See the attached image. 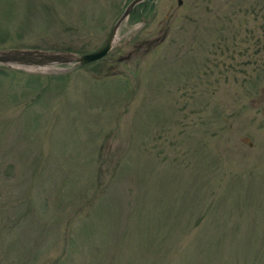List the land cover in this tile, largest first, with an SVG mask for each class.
Here are the masks:
<instances>
[{
  "label": "rangeland",
  "instance_id": "rangeland-1",
  "mask_svg": "<svg viewBox=\"0 0 264 264\" xmlns=\"http://www.w3.org/2000/svg\"><path fill=\"white\" fill-rule=\"evenodd\" d=\"M131 1L0 0V51L93 53ZM181 1L0 65V264H264V13Z\"/></svg>",
  "mask_w": 264,
  "mask_h": 264
},
{
  "label": "water",
  "instance_id": "water-1",
  "mask_svg": "<svg viewBox=\"0 0 264 264\" xmlns=\"http://www.w3.org/2000/svg\"><path fill=\"white\" fill-rule=\"evenodd\" d=\"M145 0H133L131 1L124 12L121 14L119 19L112 26L109 35L103 44V46L97 51L86 54L79 57H74L70 54H65V57L62 56H48L43 55V53L35 52H24L17 50H5L0 51V65L8 66L9 64H14L17 66L25 65L27 67H36L38 69L43 68L47 69L49 64L54 62L58 64H89L103 59L111 51L113 43L115 41V36L121 25V23L128 18L131 11L135 6L142 3ZM177 4L180 6L182 4L181 0H177ZM21 67V66H20Z\"/></svg>",
  "mask_w": 264,
  "mask_h": 264
},
{
  "label": "flooded vegetation",
  "instance_id": "flooded-vegetation-1",
  "mask_svg": "<svg viewBox=\"0 0 264 264\" xmlns=\"http://www.w3.org/2000/svg\"><path fill=\"white\" fill-rule=\"evenodd\" d=\"M255 4L257 6V9H262L263 13H264V0L260 1V0H255ZM182 5V4H181Z\"/></svg>",
  "mask_w": 264,
  "mask_h": 264
}]
</instances>
